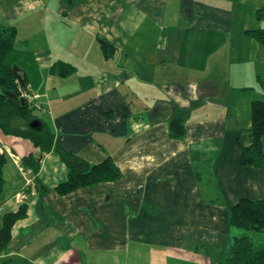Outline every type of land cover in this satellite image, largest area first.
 Segmentation results:
<instances>
[{
    "label": "crops",
    "instance_id": "1",
    "mask_svg": "<svg viewBox=\"0 0 264 264\" xmlns=\"http://www.w3.org/2000/svg\"><path fill=\"white\" fill-rule=\"evenodd\" d=\"M244 3L0 0V24L31 55L33 113L54 134L44 151L0 128V225L26 206L0 264H218L237 236L264 247V232L229 223L240 200L264 198V165L242 162L264 101V44L250 33L264 28V2ZM58 62L74 72H52ZM57 146L111 157L122 175L62 193Z\"/></svg>",
    "mask_w": 264,
    "mask_h": 264
},
{
    "label": "trees",
    "instance_id": "2",
    "mask_svg": "<svg viewBox=\"0 0 264 264\" xmlns=\"http://www.w3.org/2000/svg\"><path fill=\"white\" fill-rule=\"evenodd\" d=\"M250 33L264 44V28L252 30ZM17 34L15 26L0 24V128L7 134L29 137L41 146L42 150L49 151L54 147V134L43 122L37 127H32L30 123L39 118L33 113L34 109L29 104H22L20 100L22 88L17 73L25 75L28 82V73L23 63L24 59H30L31 55L28 51L16 48ZM107 45L108 43L104 41V46ZM51 71L67 75L73 73L74 68L67 63L58 62L52 66ZM252 121L253 142L243 149L242 162L261 167L264 165L263 100L253 101ZM184 123L185 119L181 116L171 121L172 136L180 138L184 135ZM55 148L68 167L67 180L57 186L62 193L99 182L114 181L122 175L120 168L111 157L99 163H91L64 148L59 146ZM31 159L33 156L26 158V161ZM6 160V155L0 152V203L5 182L3 170ZM35 161L34 169L38 170L39 161ZM25 214V205L16 212L5 213L0 225V251L7 248L13 225ZM229 223L231 226L264 232V198L240 200L230 210ZM217 262L218 264H264V247H258L249 236H237L229 247L220 253Z\"/></svg>",
    "mask_w": 264,
    "mask_h": 264
},
{
    "label": "built area",
    "instance_id": "3",
    "mask_svg": "<svg viewBox=\"0 0 264 264\" xmlns=\"http://www.w3.org/2000/svg\"><path fill=\"white\" fill-rule=\"evenodd\" d=\"M28 90H29L28 88L21 89V98H24L27 104L30 105L32 103L33 105H36V107L41 109L42 108L41 105L37 103L38 95L32 91L28 92Z\"/></svg>",
    "mask_w": 264,
    "mask_h": 264
},
{
    "label": "water",
    "instance_id": "4",
    "mask_svg": "<svg viewBox=\"0 0 264 264\" xmlns=\"http://www.w3.org/2000/svg\"><path fill=\"white\" fill-rule=\"evenodd\" d=\"M17 77H18V81H19V83L21 85V88H23V89L28 88V84L26 82V76L25 75L22 76V75H20V74L17 73ZM20 100H21L22 104H26V100L24 98H20ZM40 124H41V121L40 120H35V121H33V122L30 123V125L32 127H37Z\"/></svg>",
    "mask_w": 264,
    "mask_h": 264
},
{
    "label": "rangeland",
    "instance_id": "5",
    "mask_svg": "<svg viewBox=\"0 0 264 264\" xmlns=\"http://www.w3.org/2000/svg\"><path fill=\"white\" fill-rule=\"evenodd\" d=\"M245 1V3L244 4H246V5H248V6H251V5H253V6H255L256 4H258V1H262V2H264V0H244ZM30 90V89H29ZM29 90H28V92H29ZM30 107H35L32 103L30 104ZM43 116V115H42ZM249 231H252V230H249ZM255 231H252V233H254Z\"/></svg>",
    "mask_w": 264,
    "mask_h": 264
}]
</instances>
